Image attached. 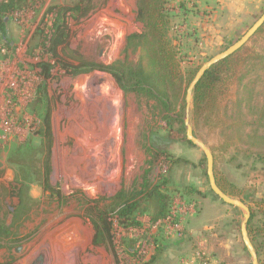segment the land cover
Here are the masks:
<instances>
[{"label": "rangeland", "instance_id": "rangeland-1", "mask_svg": "<svg viewBox=\"0 0 264 264\" xmlns=\"http://www.w3.org/2000/svg\"><path fill=\"white\" fill-rule=\"evenodd\" d=\"M75 1L0 0L7 29L6 43L0 37V264H33L39 254L42 264H251L243 211L210 190L205 158L186 139L184 122L168 127L166 111L124 93L106 72L71 74L55 63L44 76L41 65L52 64L43 52L51 10ZM136 4L99 0L85 17L68 19L60 58L134 65L138 51L125 49V39L143 29ZM263 11L264 0H167L168 38L182 73L236 41ZM246 43L264 51V35ZM257 72L245 81L253 92L244 94L241 111L235 97L228 101L224 123L196 124L189 108L193 134L212 152L215 179L239 192L232 197L249 208L253 228L264 223V71ZM42 84L52 131L48 185L37 132ZM180 107L179 100L173 113L184 119ZM156 183L172 196L168 217L146 207L132 215L135 224L119 220L123 201ZM190 188L199 193L188 195ZM103 221L109 232L95 235Z\"/></svg>", "mask_w": 264, "mask_h": 264}, {"label": "trees", "instance_id": "trees-1", "mask_svg": "<svg viewBox=\"0 0 264 264\" xmlns=\"http://www.w3.org/2000/svg\"><path fill=\"white\" fill-rule=\"evenodd\" d=\"M99 0H76L71 6H56L52 8V25L45 36L43 52L52 60V64L43 62L41 69L44 76L50 74L54 64L71 74L87 73L93 70L102 71L110 74L116 81L118 87L124 92H133L138 96H144L152 100L155 107L159 106L162 111H166L163 116L167 121L168 127L175 122L183 123L182 111L177 114V102L180 100L183 109L185 104L186 88L193 78L196 70H189L183 74L179 67V60L176 52L168 38L169 19L166 12L167 0H137L136 19L141 22L143 29L140 33H132L126 36L125 49L132 48L138 51V58L134 65L129 66L125 61L119 59L111 63H93L78 59L76 65L62 60L59 51L68 49L69 31L67 20L75 21L85 17ZM264 35V24L257 30L255 36ZM0 37L6 43L7 29L5 22H0ZM260 51V52H259ZM247 43L233 52L226 58L213 64L198 81L192 92V119L194 123L203 120L205 123L219 125L224 123L226 117L227 103L231 98L237 100V110L241 111L244 102V94L248 91L253 92V86L245 83L248 75H258V69L264 71V51L259 50ZM264 74V72H263ZM246 90V91H245ZM38 101L41 102L43 110L40 114V128L38 133L41 136L43 156V176L44 183L48 185L51 170L50 156L52 149V131L49 102L45 84L38 88ZM249 106V101L245 102ZM223 109L224 117L221 115ZM172 113V114H171ZM26 146L21 147L24 149ZM262 159V157H261ZM218 187L227 195L239 196V192L232 184L226 185L216 179ZM148 187L145 189L147 190ZM190 193L196 194L190 188ZM170 193L164 192L161 184H154L148 192L142 194L137 200L125 199L117 214L119 218L131 220L132 215L138 210L142 211L146 207L156 208L155 218H165L169 213ZM243 202V201H242ZM245 204V203H244ZM135 224L133 220L128 224ZM251 218L247 223V230L250 241L257 254L258 263H261L260 254L264 253V223L258 228L251 226ZM95 235L101 236L109 232V223L103 221L101 226L94 224ZM259 239V241L257 240Z\"/></svg>", "mask_w": 264, "mask_h": 264}, {"label": "water", "instance_id": "water-1", "mask_svg": "<svg viewBox=\"0 0 264 264\" xmlns=\"http://www.w3.org/2000/svg\"><path fill=\"white\" fill-rule=\"evenodd\" d=\"M264 24V11L259 15V17L247 28V30L232 44L226 47L224 50L210 57L204 63H202L198 69L196 70L193 78L189 82L186 92H185V116L183 119L185 125V137L186 139L194 146H196L203 154L206 161V176L208 179L209 187L212 193L219 198L222 202L238 207L243 211V220L240 225V233L242 242L244 247L246 248L250 258L251 264H259L257 254L255 249L250 241L247 232V223L250 218V210L249 208L242 202V200L234 198L230 195L224 193L217 185L214 170H213V155L210 151L209 147L199 138H197L192 131V126L189 121V108L191 106L192 101V92L198 81L202 78L204 73L216 62L226 58L231 55L233 52L241 48L256 32L257 30ZM43 255L39 254L36 258V261L33 264H42Z\"/></svg>", "mask_w": 264, "mask_h": 264}, {"label": "built area", "instance_id": "built-area-1", "mask_svg": "<svg viewBox=\"0 0 264 264\" xmlns=\"http://www.w3.org/2000/svg\"><path fill=\"white\" fill-rule=\"evenodd\" d=\"M167 217H168V215H167Z\"/></svg>", "mask_w": 264, "mask_h": 264}]
</instances>
